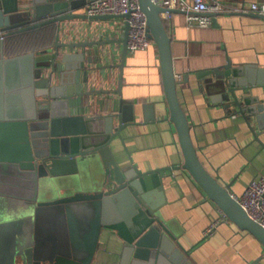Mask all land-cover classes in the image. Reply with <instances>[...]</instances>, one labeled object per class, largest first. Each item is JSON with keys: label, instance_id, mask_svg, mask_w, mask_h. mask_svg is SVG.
<instances>
[{"label": "water", "instance_id": "water-1", "mask_svg": "<svg viewBox=\"0 0 264 264\" xmlns=\"http://www.w3.org/2000/svg\"><path fill=\"white\" fill-rule=\"evenodd\" d=\"M87 2L0 0V97L9 90L16 98L11 111L2 108L6 101L0 99V196L32 203L36 219L42 216V208H52L58 226V236L46 248L37 244L32 252H19L21 264H91L102 228L115 230L122 241L118 264H192L185 252L175 247L174 235L159 210L164 200V179L173 176L176 168L187 171L228 220L264 245V227L250 218L232 195V181L222 183L211 174L192 142L191 125L177 94L171 37L161 16L183 10L139 0L147 19V36L159 55L167 119L175 125L182 152L177 165L141 171L131 157L128 164L120 165L110 151L113 139L122 141V128L135 122L133 100L122 97L128 21L119 38L59 39L61 24L66 21L129 16H88L76 11ZM48 23L57 27L49 48L5 55L4 36ZM112 42H122L120 61L97 65L96 58L103 53L97 46ZM108 67L119 69L115 88L82 90V83L90 82ZM253 68L232 64L228 59L196 75L201 88L211 92L214 105L228 115L240 114L253 138L264 145L254 123L262 129L264 99L252 93V89L264 86V80L253 81ZM98 93H118L117 109L92 116L76 112L82 105L81 97ZM164 170L168 173H162ZM110 209L115 211L113 221L108 216Z\"/></svg>", "mask_w": 264, "mask_h": 264}, {"label": "crops", "instance_id": "crops-1", "mask_svg": "<svg viewBox=\"0 0 264 264\" xmlns=\"http://www.w3.org/2000/svg\"><path fill=\"white\" fill-rule=\"evenodd\" d=\"M221 1L249 5L264 0ZM83 7L76 11L83 12ZM161 16L171 37L177 94L191 125L190 135L197 154L205 168L222 183L232 181L230 192L239 196L251 179L264 176V145L253 138L240 114L228 115L222 107L214 105L211 92L201 88L196 74L229 59L232 64L253 65V81L264 80V17L255 12H220L209 26L199 27L186 25L183 11L162 13ZM122 20L120 17L66 21L61 24L59 39L119 38L125 25ZM97 48L103 51L96 58L97 65L120 61L122 42ZM118 72L116 67L105 68L90 82L82 83V90L115 88ZM252 93H259L264 99V86L252 89ZM122 97L133 100L135 122L122 128V141L116 137L110 143V151L118 163L126 165L131 157L141 171L179 164L182 152L175 125L167 119L168 106L159 55L153 42L145 50L127 52ZM119 98L118 93L83 96L82 105L76 112L87 116L100 115L111 108L117 109ZM0 99L2 103L6 101L3 109L11 111L15 108V92L8 90ZM254 123L264 143V124L259 129ZM162 173H168V170ZM161 197L164 199L159 209L161 216L174 235L175 247L185 252L187 261L192 264H248L261 257L255 264H264V245L226 216L222 218L221 210L184 169H173V176L164 179ZM3 210L10 211L18 221H13V235L6 241L8 245L0 243V251L12 252L19 257L20 251L32 245L28 234L33 237V230L28 228L32 224L33 205L26 200L0 196V211ZM114 212L112 209L108 212L110 221L115 218ZM215 221L217 224L212 232L205 235V229ZM40 228L45 230L43 242L46 248L53 239L52 234L55 238L58 236V226L55 220L45 216ZM121 242L115 230L102 228L91 264H118Z\"/></svg>", "mask_w": 264, "mask_h": 264}, {"label": "built area", "instance_id": "built-area-1", "mask_svg": "<svg viewBox=\"0 0 264 264\" xmlns=\"http://www.w3.org/2000/svg\"><path fill=\"white\" fill-rule=\"evenodd\" d=\"M152 2L156 5L183 10L185 23L188 26L207 27L211 24L213 17L220 12L264 14V1L252 2L249 5L226 4L221 0H152ZM83 13L88 16L129 13L127 18L122 17L124 24L126 21L129 23L127 52L145 50L152 44V40L146 33L147 19L140 8L139 0H91L84 5ZM233 196L248 216L264 227V176L251 179L241 195ZM221 217H225L223 212ZM216 224L217 221L208 226L204 234H210Z\"/></svg>", "mask_w": 264, "mask_h": 264}, {"label": "rangeland", "instance_id": "rangeland-1", "mask_svg": "<svg viewBox=\"0 0 264 264\" xmlns=\"http://www.w3.org/2000/svg\"><path fill=\"white\" fill-rule=\"evenodd\" d=\"M44 183V181H42ZM41 198V196H40ZM42 216H38L39 218H35L32 214V224L29 226V230H33V237H30V233L28 234L29 239L32 238L30 241L32 242V245L25 248L26 251L32 252V248L35 247L38 244V247L41 244H44V233L45 230L43 228L41 229L43 224V219L48 218L53 220V215L55 214L52 208H42L41 210ZM45 215V216H44ZM12 221V222H11ZM13 221H18V218L12 214L10 211H0V242L2 245H8L6 241L13 235ZM33 225V228H32ZM35 230V234H34ZM52 234V233H51ZM9 236L8 238L6 237ZM53 240H55V235L52 234ZM6 238V239H5ZM5 242V243H3ZM43 246V245H42ZM28 253V252H27ZM0 264H21L20 257H17V255H14V253L5 252L4 250L0 251Z\"/></svg>", "mask_w": 264, "mask_h": 264}, {"label": "trees", "instance_id": "trees-1", "mask_svg": "<svg viewBox=\"0 0 264 264\" xmlns=\"http://www.w3.org/2000/svg\"><path fill=\"white\" fill-rule=\"evenodd\" d=\"M56 32V24L48 23L37 28L8 34L4 36L5 55L45 50L53 43Z\"/></svg>", "mask_w": 264, "mask_h": 264}]
</instances>
